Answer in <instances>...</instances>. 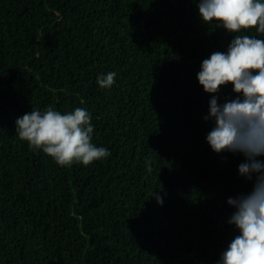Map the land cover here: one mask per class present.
<instances>
[{"label": "trees", "instance_id": "trees-1", "mask_svg": "<svg viewBox=\"0 0 264 264\" xmlns=\"http://www.w3.org/2000/svg\"><path fill=\"white\" fill-rule=\"evenodd\" d=\"M231 38L192 0H0V264H215L250 182L205 141L196 73ZM49 105L87 108L111 157L60 167L20 141L14 120Z\"/></svg>", "mask_w": 264, "mask_h": 264}, {"label": "clouds", "instance_id": "clouds-1", "mask_svg": "<svg viewBox=\"0 0 264 264\" xmlns=\"http://www.w3.org/2000/svg\"><path fill=\"white\" fill-rule=\"evenodd\" d=\"M201 23L231 35L225 50L200 62L198 84L212 94L202 118L210 130L205 141L216 154L240 155L238 175L250 182L247 191L228 197L232 208L227 223L235 235L218 254L215 264H264V0H192ZM254 30L255 35L244 34ZM115 71L97 74L99 88L116 83ZM231 85L232 96H220ZM92 113L83 107L61 112L49 105L31 107L14 120L20 141L40 151L60 167L88 166L112 152L93 143ZM149 173L151 164L145 162ZM152 189L148 198L163 206L164 190Z\"/></svg>", "mask_w": 264, "mask_h": 264}]
</instances>
